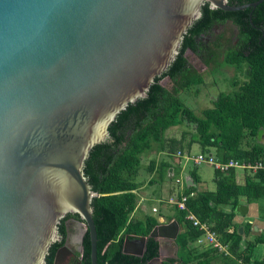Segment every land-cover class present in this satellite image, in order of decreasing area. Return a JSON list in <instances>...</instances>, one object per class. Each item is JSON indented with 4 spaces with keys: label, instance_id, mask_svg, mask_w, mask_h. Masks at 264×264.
<instances>
[{
    "label": "water",
    "instance_id": "obj_1",
    "mask_svg": "<svg viewBox=\"0 0 264 264\" xmlns=\"http://www.w3.org/2000/svg\"><path fill=\"white\" fill-rule=\"evenodd\" d=\"M263 1L0 0V264H45L69 214L83 221L79 253L88 231L97 264V195L83 172L91 149L110 141L120 112L147 98L204 4L237 12ZM177 235L176 223L158 225L126 239L122 252L141 258L148 238ZM162 261L159 246L146 264Z\"/></svg>",
    "mask_w": 264,
    "mask_h": 264
},
{
    "label": "trees",
    "instance_id": "obj_2",
    "mask_svg": "<svg viewBox=\"0 0 264 264\" xmlns=\"http://www.w3.org/2000/svg\"><path fill=\"white\" fill-rule=\"evenodd\" d=\"M256 1L228 0V4L239 6ZM227 22L236 28L237 33L234 43L225 41L228 46L224 48L222 64L232 67L244 80L240 85L237 80L231 81L233 87L237 86L236 90L218 94L212 106L204 109L199 117L180 99L184 91L203 84V77L188 64L185 54L188 51L206 54L207 65L214 61L218 56L214 50L225 47L223 37H215L213 48L202 44L199 38L210 33L214 26ZM165 78L173 84L171 90L161 85ZM184 123L193 125L195 130L186 153H190L192 144H197L201 153H211L219 163L226 164L231 160L241 164L264 163V146L250 141L264 134V1L254 10L248 8L237 12L213 10L209 4H204L201 16L184 35L175 60L167 71L154 79L147 98L129 104L120 112L108 128L110 141L91 149L83 172L97 195L91 203V217L97 235V264H146L158 256L159 243L152 238H148L141 258L122 252L126 239L133 241L148 237L159 225L157 218L149 215L142 220L132 218L136 209L135 179L141 166L140 157L152 152L154 145H158L157 152L164 153L171 160L176 152L184 153L182 139H172L167 146L163 143L165 131ZM243 144L246 147L243 148ZM170 159L157 165L150 162L148 172L152 173L156 168L161 182L166 175L169 180H174V175L169 174ZM174 173L178 174V170ZM213 173L215 189L207 191L197 189L200 179L195 168L189 171L192 185H185L183 194L194 193V196L186 200L185 210L173 209L172 218L183 229L175 240L177 254L161 264H264L263 257L261 260L253 258L256 247L264 245V236L247 239L250 226H244L240 232V227L233 223L240 198L264 201V174L249 175L244 171L242 183H239L234 168L224 172L214 170ZM228 206V211L223 209ZM188 213L206 224L227 246L230 255L214 249L198 251L191 246L202 233L185 220ZM69 219L83 222L78 214H69L60 221V241L50 247L45 264H53L56 252L64 246L66 221ZM232 227L234 229L229 232ZM81 247L79 264H91L88 231L82 237ZM220 258L222 261L218 262Z\"/></svg>",
    "mask_w": 264,
    "mask_h": 264
},
{
    "label": "rangeland",
    "instance_id": "obj_3",
    "mask_svg": "<svg viewBox=\"0 0 264 264\" xmlns=\"http://www.w3.org/2000/svg\"><path fill=\"white\" fill-rule=\"evenodd\" d=\"M236 33H237L236 28L231 23L227 22L224 25L214 26L210 33H208L207 35H203L199 38V41L202 44L209 46L210 48H213L212 44H213V40L215 39V37L218 35H221L223 37L222 42L225 44V47H223L222 50H218V51L214 50L215 54L218 56H216V59H214V61H211L210 63H208V65L206 63L208 61L206 54L205 55H197V54H194V53L189 52V51L186 52V54H185V58H186L188 64L190 66H192L203 77V84L200 86H197V87H191L190 89L184 91L183 93H181L180 99L182 100V102H184V104L190 110H192L195 113V115H197L199 117L201 116V112L204 109L210 108L212 106V102H213V100L216 99L218 94H220V93L228 94V93H231L234 90H236L237 86L233 87L231 85V81L237 80L238 85H240L244 80V77L241 74L237 75L234 72V69L232 67H229V66L222 64L223 52L225 50L224 48H226L228 46V44L225 43V41L229 40L230 43L231 42L234 43ZM161 85L164 88H166L167 90H171V88L173 87V84L167 78H165L161 81ZM194 133H195L194 126L189 125L187 123H184L182 125L170 128L167 131H165L163 134V143L165 146H167L170 143V140H172V139H175V140L182 139L183 140L182 141V149L185 150L187 147V144L190 142L191 137H192V135H194ZM250 141H254L255 143H259V144H262V146H264V134L261 135L259 138L254 139V140H250ZM242 147L244 148V147H246V145L243 144ZM156 149H158L157 144L154 145L152 152H148V153H146L140 157L141 166L139 169V175H137V177L135 179L137 182V185L138 184L142 185L143 181L146 182V180H148L149 172L147 169L150 165V162L153 161L157 165L162 160L170 159L164 153L157 152ZM184 152H186V150ZM199 153H201V152H200L198 145L192 144L191 151H190V158L192 159V158L197 157V155ZM191 159L190 160H182V164H183L182 168H183L184 172H186V173H189V170H188L189 166L193 165ZM170 162L173 163V161L171 159H170ZM195 171H196V174L200 176V179L202 181L200 188L208 189V190H214L213 188L215 187V183L213 180V178H214L213 168L210 166H206V165H199V166H197V168H195ZM238 174L241 175L242 172L239 170ZM240 175H238V177H239L238 182L242 183V178ZM157 178L158 177L154 176L152 178L153 182H156ZM164 178L168 179V175H166ZM165 179H164V181H165ZM169 181H173V179L169 180ZM160 186H161V184H160ZM174 186L177 187L178 185L174 184ZM154 187L155 186H153V188ZM163 189H164V191L161 189H157L158 191L156 192L157 195L155 198H159V197H162L165 195V196H168L167 200H169V198L173 197L175 190H173L172 187H170V186L166 187L165 186V188H163ZM140 196L143 197L144 194L140 193ZM145 197H147V196H145ZM139 199H140V197H138V195L136 194V209L137 210H136V212L132 218H134V219L139 218L140 220H142V219H144L145 216L142 213V210L140 209V207H137ZM149 199H152V197H150ZM262 202L263 203L260 205V207L264 206V201H262ZM139 205L140 206L145 205V207L147 208V211H148L147 215H152L151 211H150V207L152 205V202H147V200H145L144 203H140ZM170 208H171V210H170L168 216L173 215V211H174L173 209L174 208L173 207H170ZM223 209L228 211L229 206L223 207ZM260 213L262 214V212H260ZM167 218H169V217H167ZM79 224L80 223H78V221H76L74 219H70L68 221L67 226H68L69 236L67 238V241H66L67 244L66 245H67L68 249L71 251V253H67L65 255L60 254L58 264H78L79 258H80V253H79V241H78L79 238H77V237L81 234L82 230L84 229V226H80ZM76 238H77V240H76ZM192 245H194V248H196L198 251H200V249H202V248L197 247L196 244H192ZM165 246H167V245H165ZM173 246H174V248L177 247L175 244ZM221 261H222V259L220 258L218 262H221Z\"/></svg>",
    "mask_w": 264,
    "mask_h": 264
},
{
    "label": "crops",
    "instance_id": "obj_4",
    "mask_svg": "<svg viewBox=\"0 0 264 264\" xmlns=\"http://www.w3.org/2000/svg\"><path fill=\"white\" fill-rule=\"evenodd\" d=\"M156 172H157V170L155 168L152 173H149V178H148V180H146V182L143 181L142 185H140V184L137 185V190L135 191V193L138 195V197H140L137 207H140L144 216H147V214H148L147 208L145 207V205L140 206L139 204L144 203L145 200H147V202H152V205L150 207V211H151L152 215H149V216L157 218L159 225H168V224H171L172 222L176 223L174 221V219L172 218L173 215L168 216L169 212L171 210V208H170L171 206L166 204L168 196L164 195V196L159 197V198H155V197L157 195V193H156L158 191L157 189H161L164 191L163 188H165V186L166 187L170 186L173 188V190H175L174 194H178L180 192V186L175 187L174 186L175 180L169 181L168 179H170V177H168V179H165V181H163V183L160 182V179H158V178H157L156 182L152 183V181H153L152 178L154 176L157 177ZM169 173L171 174V176H172V174H174L173 168H169ZM183 174L185 175V177H188V178L190 177L189 173L186 174L183 172ZM138 175H139V172H138ZM238 175H240V174H238ZM240 176L242 177V175H240ZM198 177L200 179L199 175H198ZM201 183H202V181L200 179V181L197 185L198 190L214 191V190H208V189L200 188ZM160 184H161V186H160ZM191 185H192V180H191ZM153 186H155V187L153 188ZM213 189H215V187ZM140 193H143L144 196L143 197L140 196ZM145 196H147V197H145ZM150 197H152V199H149ZM262 203H263L262 200L261 201H247L245 198L239 199V205H238L237 209L235 210V217L233 219V223L236 226L240 227L239 228L240 232H242L244 226H246V225L250 226V230H249L247 239H249V238L252 239L255 236H262V235L264 236V213H263L264 210L261 211L262 209H264V206L260 207V205ZM153 209H155L156 212H153ZM136 210L137 209H135L134 213L132 214V217L135 214ZM260 212H262L263 214H261ZM173 214H174V211H173ZM167 217H169V218H167ZM135 219L140 220L139 218H135ZM233 229H234V227L230 228L228 231H231ZM182 231H183L182 227L178 225V234H180ZM245 239H246V237H245ZM175 240L166 239L163 237L160 238L159 246L161 248V258L163 260L168 259V258H174L176 256L178 248L177 247L174 248V246H173L175 244ZM165 245H167V246H165ZM191 246H194V245H191ZM202 250L204 251V249H202ZM262 257L264 258V245L263 246H257L256 250L254 251V256H253V258L256 260H261ZM238 263H240V262H238Z\"/></svg>",
    "mask_w": 264,
    "mask_h": 264
},
{
    "label": "built area",
    "instance_id": "obj_5",
    "mask_svg": "<svg viewBox=\"0 0 264 264\" xmlns=\"http://www.w3.org/2000/svg\"><path fill=\"white\" fill-rule=\"evenodd\" d=\"M174 159V160H173ZM173 163H171V167L173 170L177 169L178 174H172L174 175L175 184L180 186V192L178 194H174L172 198H169L167 200L166 204L175 207L178 210H185V202L188 198L193 197L194 193H190L189 196L183 194L184 186H191V178L185 177L183 174L184 170L182 168V160H190V153H180L177 152L173 156ZM192 166H189L188 170H192L194 168H197L199 165H206L213 168V170H218L221 172L226 171L229 168H234L238 171L240 170L242 172L241 175H243L244 171H247L249 175H254L256 173L262 172L264 174V163L263 161H258L255 164H241L238 162H235L233 160L229 161L226 164L219 163L216 161L214 156L211 153H199L197 157L192 158ZM174 164V165H173ZM174 170V172H175ZM180 173V174H179ZM186 173V172H184ZM188 174V173H186ZM188 182V183H187ZM153 212H156L155 209H153ZM185 220L192 223V226L195 228H198V230L201 231L202 235L195 241L194 244H196L197 247L202 249H214L221 253L228 254L227 252V246L223 245L218 236L209 230L208 226L206 224H203L199 222L192 214L188 213L185 217ZM232 231V230H231ZM229 231V232H231Z\"/></svg>",
    "mask_w": 264,
    "mask_h": 264
},
{
    "label": "flooded vegetation",
    "instance_id": "obj_6",
    "mask_svg": "<svg viewBox=\"0 0 264 264\" xmlns=\"http://www.w3.org/2000/svg\"><path fill=\"white\" fill-rule=\"evenodd\" d=\"M70 220V219H69ZM68 220V221H69ZM68 221H66V226H67V224H68ZM78 223H80L79 221H78ZM68 236H69V232H68V226H67V235H66V241H67V238H68ZM77 238H79L78 239V241H80V239H81V234L77 237ZM77 238H76V240H77ZM66 241H65V244H64V246H62L59 250H62L63 248H65V250H64V252H62L61 251V254H67V253H71V251L68 249V247H67V243H66ZM56 254H57V252H56ZM56 256V255H55ZM80 258H81V256H80ZM80 258H79V260H80ZM78 264H79V262H78Z\"/></svg>",
    "mask_w": 264,
    "mask_h": 264
}]
</instances>
